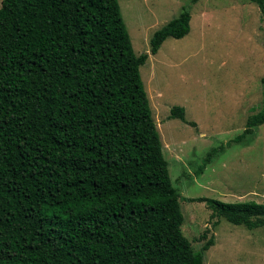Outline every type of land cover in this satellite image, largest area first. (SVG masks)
Segmentation results:
<instances>
[{"label": "trees", "instance_id": "trees-1", "mask_svg": "<svg viewBox=\"0 0 264 264\" xmlns=\"http://www.w3.org/2000/svg\"><path fill=\"white\" fill-rule=\"evenodd\" d=\"M249 1L264 17V0ZM189 7L153 32L151 54L188 33ZM147 58L118 0H1L0 264H203L213 238L194 250L181 230L182 198L140 76ZM169 117L187 122L181 106ZM263 122L264 110L249 115L226 145ZM183 199L264 226L261 202Z\"/></svg>", "mask_w": 264, "mask_h": 264}, {"label": "rangeland", "instance_id": "rangeland-1", "mask_svg": "<svg viewBox=\"0 0 264 264\" xmlns=\"http://www.w3.org/2000/svg\"><path fill=\"white\" fill-rule=\"evenodd\" d=\"M190 2L118 0L134 52H148L140 76L171 183L182 198L183 234L194 250L213 238L203 264H264V226L247 229L212 216L204 202L183 199L264 203V122L226 145L249 115L264 110V17L249 0ZM187 5L188 33L167 37L151 54L153 32ZM172 106L184 108L187 122L169 117ZM221 144L196 175L207 152Z\"/></svg>", "mask_w": 264, "mask_h": 264}, {"label": "water", "instance_id": "water-1", "mask_svg": "<svg viewBox=\"0 0 264 264\" xmlns=\"http://www.w3.org/2000/svg\"><path fill=\"white\" fill-rule=\"evenodd\" d=\"M154 122H156V121H154Z\"/></svg>", "mask_w": 264, "mask_h": 264}]
</instances>
